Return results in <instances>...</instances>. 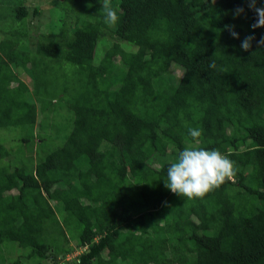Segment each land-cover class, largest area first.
<instances>
[{
    "label": "trees",
    "instance_id": "obj_1",
    "mask_svg": "<svg viewBox=\"0 0 264 264\" xmlns=\"http://www.w3.org/2000/svg\"><path fill=\"white\" fill-rule=\"evenodd\" d=\"M50 1L59 16L34 38L25 0H0V129L21 131L0 138V251L20 249L0 264H264V48L240 47L264 35L255 13L111 0L107 25L99 0ZM63 106L70 129L48 145L37 118ZM189 145L236 175L201 198L172 193L167 168Z\"/></svg>",
    "mask_w": 264,
    "mask_h": 264
},
{
    "label": "clouds",
    "instance_id": "obj_2",
    "mask_svg": "<svg viewBox=\"0 0 264 264\" xmlns=\"http://www.w3.org/2000/svg\"><path fill=\"white\" fill-rule=\"evenodd\" d=\"M102 7L99 12L103 15V22L107 25H115L119 21L117 9L113 8L111 0H99ZM248 9L256 15L251 28L264 27V7L258 6L259 0H244ZM91 7V5H89ZM245 14L244 7L233 10V19ZM226 29L234 39H240L235 25H226ZM255 41L258 48H264V35L259 39L255 35H247L241 41L240 47L247 52ZM209 68L215 69V63H210ZM202 130L189 128L188 135L193 142H198ZM236 165L227 155L218 149H205L191 145L179 151L176 159L167 168L165 187L172 193L188 199L201 198L209 191L221 186L226 180L236 175ZM72 256H67L69 264Z\"/></svg>",
    "mask_w": 264,
    "mask_h": 264
},
{
    "label": "rangeland",
    "instance_id": "obj_3",
    "mask_svg": "<svg viewBox=\"0 0 264 264\" xmlns=\"http://www.w3.org/2000/svg\"><path fill=\"white\" fill-rule=\"evenodd\" d=\"M27 6H29V19L31 21V30H35V34H33L34 38L37 37V34H39V30L37 28L45 29V26L50 25L53 20H55L59 15L58 13H55L52 10V4L50 0H25ZM34 5L39 6V14L33 15L32 13V7ZM7 25V24H6ZM5 26V25H2ZM51 26V25H50ZM49 26V27H50ZM102 40H109L110 36L107 34H102L101 37ZM33 41V40H32ZM35 41V39H34ZM100 47L105 48V44H100ZM172 73L173 74H179L180 69L177 67H172ZM18 77L22 79L26 84H28L29 88L31 89V83L32 81L30 78L24 74L22 71L17 72ZM49 116L43 121L42 118L39 116L37 118V123L35 130L41 133L43 137L46 138L48 145H55L60 142V140L63 138L65 134L70 129V117L71 113L67 109L66 106L63 107H56L55 109H46ZM42 121V127L39 128V122ZM21 136V131L18 128H10V129H0V138L5 139L7 144L15 145V142L17 141V138ZM38 137V136H37ZM26 155V153H25ZM32 155L34 154V151L32 152ZM9 251L7 254L6 252ZM20 252V249L17 246H14L13 249H6L2 248L0 251V254L3 256H9V258H15L16 255Z\"/></svg>",
    "mask_w": 264,
    "mask_h": 264
}]
</instances>
